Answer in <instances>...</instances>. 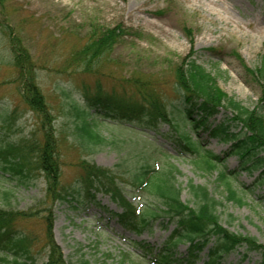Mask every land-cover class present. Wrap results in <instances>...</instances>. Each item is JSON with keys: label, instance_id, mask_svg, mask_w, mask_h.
<instances>
[{"label": "rangeland", "instance_id": "obj_1", "mask_svg": "<svg viewBox=\"0 0 264 264\" xmlns=\"http://www.w3.org/2000/svg\"><path fill=\"white\" fill-rule=\"evenodd\" d=\"M117 26L123 34L109 55L95 62L88 71L74 72L70 68L73 53L85 45L94 29ZM10 28L32 56L35 80L52 108L56 134L60 135L63 181L71 180L77 173L78 159L86 158L117 169L127 150L116 143L89 152L73 143L67 124L70 105L66 95L57 88L59 80L70 85L71 78L93 82L99 77L107 88L132 90L130 81L138 77L172 94L175 68L184 57L191 55L217 78L222 91L245 107H255L264 94V76L260 78L253 72L264 61V0H5L0 9V103L12 109L14 116L6 120L0 116V133L3 131L12 138L36 133L35 137L41 140L43 132L39 129V117L27 106L21 93L22 79L9 45L10 37L14 36L9 34ZM223 113L222 110L212 120L218 123L224 118ZM130 126L128 123L103 125V133L109 137L110 132H116L131 137L132 143L136 141L146 149L167 152L169 156L163 157L155 150L162 161L178 166L180 172L176 178L184 201L191 202L188 188L191 183L207 187L220 202L221 223L264 244V182L260 170H242L237 154L226 155L230 144L208 133L200 135L205 148L221 155L223 161L211 171L177 155L172 140L154 132L135 133L128 129ZM168 130L169 126L163 124L161 131ZM190 134L196 138L192 131ZM126 164L119 167L122 172H127ZM222 169L238 173L233 181L236 199L227 196L225 186L217 178ZM12 185L0 170V189H14L18 208L33 210L36 214L24 224L39 236L35 245L39 249L36 264H42L48 250L43 220L46 179L39 172L28 186ZM98 199L105 208L90 205L72 211L63 204L53 207L52 235L64 264H150L151 255L133 241H146L154 246V252L159 251L172 227L164 229L156 223L152 229L136 233L112 215L111 212L121 209L109 195L99 193ZM186 248V243H179L172 257H181ZM242 251L230 253L221 264H256L259 259L256 253L241 260ZM3 259L0 253V264H18L11 258ZM206 259L202 253L197 264H203Z\"/></svg>", "mask_w": 264, "mask_h": 264}, {"label": "trees", "instance_id": "obj_2", "mask_svg": "<svg viewBox=\"0 0 264 264\" xmlns=\"http://www.w3.org/2000/svg\"><path fill=\"white\" fill-rule=\"evenodd\" d=\"M4 1L0 0L1 10ZM10 30L9 34L14 36L10 37L9 45L13 63L21 75V93L27 106L40 119L43 138L37 139L36 133L12 138L2 131L0 170L12 187L28 186L39 172L46 179L43 220L48 250L42 264H64L61 250L52 235L53 207L63 204L72 211L90 205L105 208L98 199L99 193L109 195L119 206L120 212L111 213L129 230L142 233L156 223L164 229L172 227L159 251L154 252V246L146 241H133L151 255L150 264H197L202 253L207 257L203 264H221L227 255L239 249L243 250L241 260L256 253L259 257L256 264H264V244L254 236L225 227L218 214L220 202L207 187L191 183L188 187L191 202L183 200L176 178L180 172L178 166L162 161L156 155L157 151L167 157V152L155 151L151 147L146 149L136 141L132 143L131 137L116 132H110L109 137L103 133V125L128 123L132 125L128 128L132 132L163 135L175 144L177 155L211 171L220 164L222 157L205 148L200 135L208 133L210 137L230 144L226 155L237 154L242 170H260L264 182V94L255 107H245L222 91L217 78L191 55L184 57L175 68L172 94L164 93L159 89L160 85L155 86L148 79L138 77L130 81L132 90H118L115 86L107 88L99 77L93 82L71 78L73 83L70 85L59 80L57 88L66 95L70 105L67 124L74 137L73 143L89 152L98 151L103 145L121 144L127 150L121 162L128 163L127 172H122L119 167L123 163L114 169L81 158L75 164L77 173L71 180L63 181L60 135L56 134L52 108L35 80L32 56L21 45L20 37L12 28ZM122 34L120 26L94 29L85 45L73 53L70 68L74 72L88 71L95 62L109 55ZM253 72L262 78L264 61ZM221 109L225 116L215 123L212 119ZM8 110L0 103L3 120L14 116L12 109ZM163 124L169 126L166 133L161 131ZM191 131L196 135L195 139ZM236 175L238 173L227 169L218 173L217 178L225 186L230 199H236L233 188ZM35 216L33 210L18 208L14 189H0V253L4 259L11 258L18 264H36L39 249L35 245L39 236L24 224L25 220ZM179 243L187 244L186 252L181 257H172Z\"/></svg>", "mask_w": 264, "mask_h": 264}]
</instances>
